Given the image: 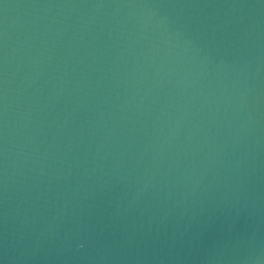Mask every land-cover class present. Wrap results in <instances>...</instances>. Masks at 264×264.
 <instances>
[{
    "label": "water",
    "instance_id": "1",
    "mask_svg": "<svg viewBox=\"0 0 264 264\" xmlns=\"http://www.w3.org/2000/svg\"><path fill=\"white\" fill-rule=\"evenodd\" d=\"M0 264H264V0H0Z\"/></svg>",
    "mask_w": 264,
    "mask_h": 264
}]
</instances>
